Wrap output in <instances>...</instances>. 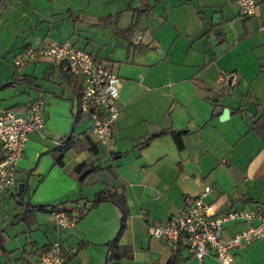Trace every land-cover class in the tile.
Returning <instances> with one entry per match:
<instances>
[{
  "label": "crops",
  "instance_id": "1",
  "mask_svg": "<svg viewBox=\"0 0 264 264\" xmlns=\"http://www.w3.org/2000/svg\"><path fill=\"white\" fill-rule=\"evenodd\" d=\"M136 13L127 41L117 29ZM262 25L264 0L249 16L239 13L236 0H0V108L23 111L34 98L43 102L42 126L28 135L17 160L23 175L0 193V264H36V249L55 239L71 254L64 264H111L105 262L106 241L119 212L109 200L66 228H56L48 210L17 214L26 203L86 206L104 187L121 190L128 210L118 242L131 252L116 264H164L172 247L152 237L148 226L176 214L203 186L209 188L203 200L212 207L264 211V139L249 128L252 117L264 112ZM64 40L107 62L119 76L111 146L96 140L89 121L74 131L72 84L59 78L58 65L46 57L12 62L29 44ZM22 75L33 77L39 88L23 84ZM21 84L23 95L6 91ZM217 107H226L227 116L220 118ZM71 127L82 148L63 150L58 165L55 144ZM170 131L179 135L181 147ZM147 136L146 144H135ZM79 161L100 166L76 178L70 171ZM26 178L20 197L18 184ZM5 205L12 210H3ZM244 226L228 221L222 234ZM178 253L177 264H223L211 254L198 259L185 246ZM228 264H264V239L235 248Z\"/></svg>",
  "mask_w": 264,
  "mask_h": 264
},
{
  "label": "built area",
  "instance_id": "2",
  "mask_svg": "<svg viewBox=\"0 0 264 264\" xmlns=\"http://www.w3.org/2000/svg\"><path fill=\"white\" fill-rule=\"evenodd\" d=\"M236 2L243 16L255 14L260 4V0ZM40 57L50 59L52 64L79 79V111L89 121V129L96 140L111 146L112 127L118 115L120 79L117 73L107 62L68 40L29 44L13 55L12 62L19 66L28 59ZM42 110L43 102L39 98L30 100L23 111L0 108V193L15 186L17 160L28 135L42 126ZM75 139L76 136H73L72 140ZM208 189V186H203L196 195L186 200L176 214L149 225L147 230L152 237L170 247L180 242L198 259L211 254L221 263L228 264L235 248L264 239V211L259 206L212 207L211 203L203 200ZM48 213L56 228L73 224V219L62 208L52 207ZM228 221H241L246 226L223 236V225ZM63 259V248L58 239L52 240L46 248L36 249V264H64Z\"/></svg>",
  "mask_w": 264,
  "mask_h": 264
},
{
  "label": "trees",
  "instance_id": "3",
  "mask_svg": "<svg viewBox=\"0 0 264 264\" xmlns=\"http://www.w3.org/2000/svg\"><path fill=\"white\" fill-rule=\"evenodd\" d=\"M137 22H138V16L136 13L134 17H132V20L129 22L127 26L117 29V33L120 34L124 39L129 41L135 27L137 26ZM47 73L48 71H46V74ZM58 75H59V78H61L63 82H66V83H69L75 86V89L73 90V94L71 97V107L72 106L75 107V109L73 110V121H72V126H74L76 122L86 119L85 116L80 113L79 108H78L77 99H78L79 88H80L79 79L75 75L67 73L62 69H60ZM20 80L27 87L39 88V86L34 83V78L29 75H22ZM0 86L2 85L0 84ZM213 100L216 101L215 99ZM234 110H240V107H236ZM249 128L257 131L264 139V112H262L261 114H258L255 117H252L250 124H249ZM160 132H165V130L162 129L160 130ZM170 132H171V135L174 139L176 146L181 147L182 140L179 137V135L175 133V131H170ZM72 133H73V127L68 136L60 139V141H62V144L54 147V153H55L54 162L58 165H62L63 163V160H62L63 150L67 148H73L74 150H80V148H82V141L77 138L75 140H72V137L74 136ZM149 138L150 136L142 137L138 139L135 144L137 146L144 145L146 144ZM87 142L89 143L90 149L94 151V144L91 143L90 141H87ZM99 166H100L99 163L79 161L73 166V168L70 171V174L78 178V174L82 170L88 169V171H91V170H95ZM76 199L77 198H74L73 200H76ZM101 200H109L110 202L114 203L119 212L118 226L114 234L111 236V238L106 241L107 250H106V255H105V262L109 261L111 262V264H116L119 259L123 257H129L130 252H131L129 245L119 244L118 242V238L125 226L126 216L128 214L127 205L125 202L123 192L115 188H108V187L101 188L99 191L95 193V195L91 199H88L89 203L86 206L78 207V211L75 217H73L70 209H66V208H62V209L67 213V215L70 218L77 219L83 214L85 210L91 207H94ZM63 201L64 200L58 201L57 203H54V204L52 203H36V204L26 203L25 208L23 210L18 211L17 214H20L21 217L25 218L28 216L29 213H33L36 210H48L49 212L50 208L56 207L58 203L63 202ZM49 244L43 245L41 248H46L49 246ZM181 246L183 245L180 242H178L174 247L171 248V253L164 264H177L179 262L180 255L178 251ZM70 257H71V254L63 250V258H64L63 263L67 261Z\"/></svg>",
  "mask_w": 264,
  "mask_h": 264
},
{
  "label": "rangeland",
  "instance_id": "4",
  "mask_svg": "<svg viewBox=\"0 0 264 264\" xmlns=\"http://www.w3.org/2000/svg\"><path fill=\"white\" fill-rule=\"evenodd\" d=\"M24 84V83H23ZM24 86L21 84V85H16L14 88H11L10 90H6V91H10L11 93H14V94H16V95H23V94H25V92H23L22 91V88H23ZM68 89H69V97L71 98L72 97V94H73V90L75 89V86H73V85H71V87L70 86H68ZM7 92V93H8ZM6 93V94H7ZM11 93H9V94H11ZM75 109V107H73L72 106V110H71V112H69V114H70V116H71V122L73 121V110ZM88 122V120L87 119H84V120H80V121H78V122H76L75 124H74V131H78V129L80 128V127H83L86 123ZM54 151V150H53ZM19 175H23V172H20V171H18V169H17V171H16V178H18V176ZM35 183V182H34ZM19 190V188H17V191ZM3 196H4V194H3ZM8 199H9V201L11 202V203H14L15 204V199H14V197H12V196H6ZM66 202L67 201H64V202H60V203H58V205H57V207L58 208H66V207H62L61 205H63V204H66ZM49 203H52V204H54V203H57V201L55 200V201H52V202H49ZM80 207H82V205L80 204ZM12 207H10V206H7V205H5V206H3V210H5V211H8V212H10L12 209H11ZM66 209H70L69 207H67ZM71 212H75V211H77L78 210V208L77 207H71Z\"/></svg>",
  "mask_w": 264,
  "mask_h": 264
},
{
  "label": "water",
  "instance_id": "5",
  "mask_svg": "<svg viewBox=\"0 0 264 264\" xmlns=\"http://www.w3.org/2000/svg\"><path fill=\"white\" fill-rule=\"evenodd\" d=\"M215 16H217V14H214V15H213V19H214ZM215 112H218V113H219V117H220V118H223V117H226V116H227V114H228V109H227L226 107H217V108L215 109ZM71 130H72V127L70 128V131H69L68 135L70 134ZM68 135H67V136H68ZM61 144H62V141H57V143L55 144V147H56V146H59V145H61ZM87 171H88V169H84V170H82V171L79 173L78 177L81 178V177H82ZM22 186H23V187H22ZM21 187H22V189H21ZM18 188H19L18 191L20 192V197H21V196H22V193H24V191H26V188H27V178H26L25 181L23 182V185H22V182L18 184ZM20 189H21V190H20Z\"/></svg>",
  "mask_w": 264,
  "mask_h": 264
}]
</instances>
